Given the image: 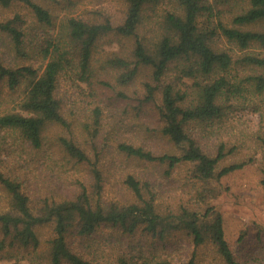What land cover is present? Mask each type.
<instances>
[{"label": "trees", "instance_id": "trees-1", "mask_svg": "<svg viewBox=\"0 0 264 264\" xmlns=\"http://www.w3.org/2000/svg\"><path fill=\"white\" fill-rule=\"evenodd\" d=\"M64 1L63 5H75V0ZM160 1L125 0L119 22L100 10L93 18L65 16L56 25L54 5L62 0H0L4 7L23 3L34 18L32 24L28 14L15 12L0 21V33L11 52L9 58L0 51V83L21 90L15 105L0 112V133L15 135L39 150L46 143L49 124H57L62 129L57 141L63 159L86 162L99 181L96 201L85 184L72 197L35 195L25 180H19L21 176L2 169L0 158V185L8 196L7 206L0 209V264H26L24 259L28 264H251L236 256L220 211L213 205L200 211L193 196L162 210L151 176L128 173L123 183L135 199L105 203L103 172L97 166L100 153L93 160L75 137L70 119L77 111L65 85L79 89L86 82L110 91L108 107L97 104L92 109L88 129L94 138L105 113L119 122L118 129L124 123L133 129L139 126L137 118L151 108L150 125L141 123L137 129L141 142L129 137L116 146L130 158L165 165L167 176L186 163L193 166L198 181L210 183L251 162L231 161L220 167L230 153L227 143L216 142L211 154L202 138L236 99L264 92V0H171L168 9L157 13L154 6ZM145 25H151L149 33H156L155 25L160 27L157 39L141 32ZM104 38L120 47L105 49L96 60ZM221 40L227 43L222 45ZM104 72L113 80L102 76ZM156 141L158 149L153 147ZM19 157L25 169L35 163ZM261 185L264 189V173ZM199 197L205 194L200 191ZM45 226L52 229V237L42 252L40 235ZM104 228L120 233L110 243L114 251L86 258L71 247L69 235L93 237ZM178 234L193 245L185 259L175 255L178 241L172 239ZM207 244L213 246V259L199 256V247ZM96 251L91 250L90 256Z\"/></svg>", "mask_w": 264, "mask_h": 264}, {"label": "rangeland", "instance_id": "rangeland-1", "mask_svg": "<svg viewBox=\"0 0 264 264\" xmlns=\"http://www.w3.org/2000/svg\"><path fill=\"white\" fill-rule=\"evenodd\" d=\"M62 2L53 4L58 20L56 25L62 22L65 16L83 15L86 18H93L94 13L100 14V10L103 11V16L110 14L113 21L119 22L121 12L126 5L125 0H75L73 6L63 5L66 3L64 0ZM170 3L171 0H161L154 8L157 13H161L171 6ZM15 12L28 14L31 23L34 24L29 7L23 3H15L9 7L0 4V21ZM96 17L98 16L96 15ZM149 27L145 25L141 32L151 39H157V34L161 32L160 27L154 26L156 33L152 31L149 33ZM221 42L222 45L227 43L224 40ZM119 47L118 42L108 43L107 38H104L97 50L96 60L104 56L105 49H118ZM0 51L4 54L3 56L10 58V48L5 42V36L3 37L1 33ZM234 53L239 54L237 49H234ZM174 73L173 68L171 74L174 75ZM143 74L136 81L138 86L144 77ZM101 75L112 79L111 73L104 72ZM68 85H65V88H68L70 99L77 111L76 115L70 119L77 133L75 137L81 143V147L88 148V154L93 160H96L95 154L100 153L97 166L103 172L100 183L102 184L101 198L105 203L114 201L125 203L135 199L133 192L123 183V179L128 173H136L138 177L151 176L160 197L157 204L162 210L168 211L173 204L185 203L192 196L194 197L193 202L197 201V209L200 211H205L206 206L213 205L223 214L226 237L236 256L243 260H251V264H264V189L261 185L264 173V92L262 94L250 93L236 99V102L226 109V115L209 129L207 137L202 138V146L211 154H214L217 149L216 142L227 143L226 150L230 153L221 162L220 167L231 161L251 160L244 168L209 183L198 181V178L193 176L191 164L177 165L171 176H167L163 172L166 169L165 165L130 158L117 149V142L128 141L129 137L135 143L141 142L142 136L140 139L138 138L137 129L142 127L141 123L150 125L149 118H153L151 108L145 110L148 111V114L144 111L142 116L137 118L140 121L139 126L135 125L133 129L125 123L123 129H118L116 126L119 122L113 116L105 113L100 134L94 138L92 130L88 129V124L93 122L92 109L97 104L108 107L106 104L111 100L110 91L100 85L90 86L86 82H82V86L80 83L79 89ZM81 88H83L82 91ZM20 92V89L10 90L5 82H1L0 112L15 105ZM66 107L68 108V105ZM133 118L130 120L134 124ZM61 131L62 129L57 124L50 123L45 131L46 143L39 150L32 149L27 145L28 143L15 135L1 132L0 158L3 159L1 167L12 176H21L19 180H25L26 188L35 195L42 194L57 198L72 197L82 189V184H85L93 200L96 201L99 181L92 173L91 166L86 162L69 161L66 157L63 159L64 154L57 141V135ZM48 140L49 142H47ZM147 143L151 145L149 142ZM158 143L156 141V145L153 147L158 149ZM93 146L99 150H94ZM176 150L179 151V149ZM19 156L28 157L35 163L25 169L21 167L22 160ZM48 157L50 160L47 163L43 162ZM191 176H193L194 183L191 182ZM200 191L205 194V198L199 199ZM7 201V193L0 185V209L7 206ZM115 233H117L116 237ZM119 234V232L104 228L93 234V237L84 238L74 233L69 235L68 240L76 252L86 258H93L99 257L103 251L105 253L114 251L110 243L112 240H117ZM40 237L42 242L39 250L45 252L49 247L52 229L49 226L42 227ZM187 238L183 234L173 237L172 240L178 241L176 250H174L176 257L185 259L193 249V245ZM212 247V244L199 247V256L213 259ZM91 250H97L93 256H90L92 255L90 254ZM22 261L26 264L30 263L25 259Z\"/></svg>", "mask_w": 264, "mask_h": 264}]
</instances>
